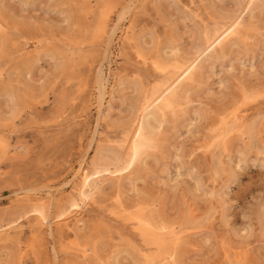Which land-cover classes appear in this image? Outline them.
I'll return each mask as SVG.
<instances>
[{
    "label": "rangeland",
    "instance_id": "374dc122",
    "mask_svg": "<svg viewBox=\"0 0 264 264\" xmlns=\"http://www.w3.org/2000/svg\"><path fill=\"white\" fill-rule=\"evenodd\" d=\"M0 264H264V0H0Z\"/></svg>",
    "mask_w": 264,
    "mask_h": 264
},
{
    "label": "bare ground",
    "instance_id": "6f19581e",
    "mask_svg": "<svg viewBox=\"0 0 264 264\" xmlns=\"http://www.w3.org/2000/svg\"><path fill=\"white\" fill-rule=\"evenodd\" d=\"M104 95H103V93L101 94V100H103L104 99V97H103ZM100 104H101V102H100Z\"/></svg>",
    "mask_w": 264,
    "mask_h": 264
}]
</instances>
